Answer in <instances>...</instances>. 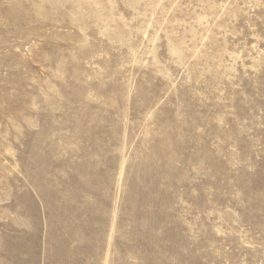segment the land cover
Instances as JSON below:
<instances>
[{"label": "rangeland", "instance_id": "rangeland-1", "mask_svg": "<svg viewBox=\"0 0 264 264\" xmlns=\"http://www.w3.org/2000/svg\"><path fill=\"white\" fill-rule=\"evenodd\" d=\"M0 264H264V0H0Z\"/></svg>", "mask_w": 264, "mask_h": 264}]
</instances>
